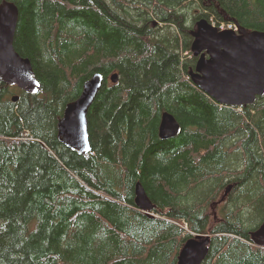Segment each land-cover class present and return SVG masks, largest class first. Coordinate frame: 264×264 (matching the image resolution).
<instances>
[{"label":"trees","instance_id":"1","mask_svg":"<svg viewBox=\"0 0 264 264\" xmlns=\"http://www.w3.org/2000/svg\"><path fill=\"white\" fill-rule=\"evenodd\" d=\"M6 1L39 89L0 82V264H176L195 234L210 237L202 264H264L250 239L264 223V96L224 106L189 79L196 22L264 32V0ZM96 73L84 156L57 124ZM164 112L181 128L169 140Z\"/></svg>","mask_w":264,"mask_h":264},{"label":"water","instance_id":"2","mask_svg":"<svg viewBox=\"0 0 264 264\" xmlns=\"http://www.w3.org/2000/svg\"><path fill=\"white\" fill-rule=\"evenodd\" d=\"M17 22V7L3 0L0 4V82L35 94L39 84L30 62L21 58L13 47ZM191 36L190 52L196 61L194 69L189 72V79L195 87L224 106H246L254 103L257 97L264 96V32L246 31L239 27L237 31L219 30L205 19H200ZM108 79L116 84L119 75L114 72ZM103 81L99 73L86 80L79 97L65 106L57 124L58 140L84 156L90 153L87 114ZM12 101H17V98ZM180 130V125L171 114L162 113L158 126L160 140L175 138ZM231 188V185L227 186L222 200ZM134 203L141 211L152 209L140 184L135 186ZM209 238L196 234L185 241L176 264H202L208 254ZM250 239L255 246L264 247V223L250 233Z\"/></svg>","mask_w":264,"mask_h":264},{"label":"rangeland","instance_id":"3","mask_svg":"<svg viewBox=\"0 0 264 264\" xmlns=\"http://www.w3.org/2000/svg\"><path fill=\"white\" fill-rule=\"evenodd\" d=\"M194 11H195V6H193V7L190 8V14H192ZM209 21H210L212 24L215 25V23H214L211 19H210ZM190 26H191V23H190ZM6 85H7V84H6ZM213 207H214V206H212V208H213ZM212 208H211V209H212ZM210 213H211V212H210ZM212 224H213V223H212Z\"/></svg>","mask_w":264,"mask_h":264},{"label":"built area","instance_id":"4","mask_svg":"<svg viewBox=\"0 0 264 264\" xmlns=\"http://www.w3.org/2000/svg\"><path fill=\"white\" fill-rule=\"evenodd\" d=\"M228 28H231V29H235V27L233 25H227ZM223 28V27H221Z\"/></svg>","mask_w":264,"mask_h":264},{"label":"bare ground","instance_id":"5","mask_svg":"<svg viewBox=\"0 0 264 264\" xmlns=\"http://www.w3.org/2000/svg\"><path fill=\"white\" fill-rule=\"evenodd\" d=\"M118 82V81H117ZM111 83V82H110ZM16 87V85H14Z\"/></svg>","mask_w":264,"mask_h":264}]
</instances>
